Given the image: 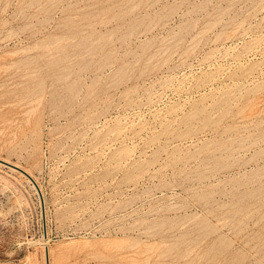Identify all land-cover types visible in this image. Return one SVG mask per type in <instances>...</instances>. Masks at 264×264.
Listing matches in <instances>:
<instances>
[{
	"label": "rangeland",
	"instance_id": "374dc122",
	"mask_svg": "<svg viewBox=\"0 0 264 264\" xmlns=\"http://www.w3.org/2000/svg\"><path fill=\"white\" fill-rule=\"evenodd\" d=\"M0 158V264H264V0H0Z\"/></svg>",
	"mask_w": 264,
	"mask_h": 264
},
{
	"label": "water",
	"instance_id": "95a60500",
	"mask_svg": "<svg viewBox=\"0 0 264 264\" xmlns=\"http://www.w3.org/2000/svg\"><path fill=\"white\" fill-rule=\"evenodd\" d=\"M0 163L4 164L6 166L12 167L13 169L21 172L23 175H25L33 183V185L36 187L37 191L40 192L36 182L33 180V178L25 170H23L22 168H20L19 166L15 165L13 163L7 162L1 158H0ZM40 200H41V202H43L41 196H40ZM45 258H46V264H48V262H47V249L46 248H45Z\"/></svg>",
	"mask_w": 264,
	"mask_h": 264
},
{
	"label": "bare ground",
	"instance_id": "6f19581e",
	"mask_svg": "<svg viewBox=\"0 0 264 264\" xmlns=\"http://www.w3.org/2000/svg\"><path fill=\"white\" fill-rule=\"evenodd\" d=\"M10 168H12V167H10ZM13 169V168H12ZM23 169V168H22ZM19 173H21V172H19ZM30 175V174H29ZM33 185V184H32ZM44 201V200H43ZM44 210V209H43ZM49 250H48V248H47V252H48Z\"/></svg>",
	"mask_w": 264,
	"mask_h": 264
}]
</instances>
